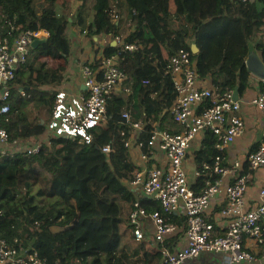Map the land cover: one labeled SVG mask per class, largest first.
<instances>
[{
  "label": "trees",
  "instance_id": "obj_1",
  "mask_svg": "<svg viewBox=\"0 0 264 264\" xmlns=\"http://www.w3.org/2000/svg\"><path fill=\"white\" fill-rule=\"evenodd\" d=\"M56 1L0 0L1 34L8 31L9 24L18 30L49 33L11 83L8 120L1 123L10 139L45 135L54 95L37 88L61 81L64 68L51 66L68 56L71 40L66 30L75 22L89 36L103 34L112 40L123 34L124 17L129 23L124 40L141 49L128 53L111 42L104 46V56L118 55V67L131 91L125 101L108 100L109 120L91 130L90 143L48 137L36 154L0 155V238L35 251L46 264H158L159 252L145 241L136 242L128 225L135 196L124 180L131 178L135 166L124 147L129 129L120 123L121 111L131 105L132 121L142 117L145 124L138 142L143 143L154 129L156 116L172 118L169 109L175 94L165 69L180 50L190 53L201 79L208 78L218 91L236 88L241 94L248 84L245 59L252 43L264 64V42L259 38L264 0H76L81 4L71 21L54 9ZM88 1L91 15L87 22L81 11ZM113 13L118 19L115 22ZM191 40L197 53L188 46ZM15 85L23 89V97ZM259 89L264 93V80ZM35 97L37 101L47 97L48 114L43 123L27 120L24 111ZM105 145L112 148L108 156L101 152ZM216 154L214 138L206 132L195 152L200 173L192 185L195 191L206 179L202 164L211 162ZM142 205L148 211L160 209L145 200ZM175 218L169 221L181 225ZM54 226L62 230L54 232Z\"/></svg>",
  "mask_w": 264,
  "mask_h": 264
},
{
  "label": "built area",
  "instance_id": "obj_2",
  "mask_svg": "<svg viewBox=\"0 0 264 264\" xmlns=\"http://www.w3.org/2000/svg\"><path fill=\"white\" fill-rule=\"evenodd\" d=\"M112 18L117 20V15L113 13ZM259 36L264 42V25L260 27ZM41 37L48 39L49 33L45 30H18L13 24H9L5 34L0 33L1 156L36 154L48 137L70 139L78 144L90 143L91 130L109 120L108 100L126 80V75L118 67L117 54L109 57L102 55L96 64H82L80 73L86 92L80 100L68 104L64 91L55 93L45 135L32 145L21 139H10L1 123L8 120L11 83L27 62L32 42ZM124 39L116 35L111 43L128 53L141 49L139 44ZM165 70L171 78L175 94L169 111L180 127L179 131L154 128L145 143L138 142V134L143 128L139 123L132 122L128 111L120 115V123L129 129V133L138 131L135 140L128 136L124 147L128 149L136 145L139 149H146L139 154L144 165L125 182L135 196L128 216L133 239L136 242L152 240L160 254L159 264H186L202 254L223 256L227 264H264L246 246V240H252L264 250V178L253 203L246 196L248 175L235 173L230 183L223 184L221 181L228 173L224 152L245 128L239 114L241 102L233 99L231 90L221 92L214 86H202L186 50L172 55ZM125 92L130 90L127 88ZM250 104L264 112V93L252 98ZM206 132L212 134L218 154L211 162L202 164V176L206 179L203 186L195 191L188 180L185 162L192 141ZM155 150L164 156L162 165L150 164L155 158ZM101 152L108 156L112 148L110 145L102 146ZM247 162L250 171L264 170V142L248 155ZM199 176L196 170L195 177ZM220 194H223L224 204L215 211L211 204ZM144 200L158 204L160 209L148 211L142 205ZM173 216L181 225L169 221ZM179 232H182L181 244L169 247L166 244L168 237ZM0 264L46 263L35 251L19 244L9 245L0 238Z\"/></svg>",
  "mask_w": 264,
  "mask_h": 264
},
{
  "label": "crops",
  "instance_id": "obj_3",
  "mask_svg": "<svg viewBox=\"0 0 264 264\" xmlns=\"http://www.w3.org/2000/svg\"><path fill=\"white\" fill-rule=\"evenodd\" d=\"M90 15L91 14H89L88 18L90 17ZM70 17L71 16L68 17L69 21H71ZM88 18L86 19V21L88 20ZM66 32L71 40L70 52L66 57L65 61L64 60L57 61L55 66L50 64L52 65L51 66L52 68H64L63 71L61 72V81L59 83L49 82L48 84L41 85L40 87L37 88V90L39 92H46L47 95H54L59 91H64L67 96V103L72 104L74 101H79L81 96L84 95L86 92L85 87L82 83V78L80 73L81 65L87 62L95 64V62L103 55V48L106 45V43L111 42L112 40L108 36H105L103 34L100 36L97 35L89 36L87 32L83 33L85 32V30H83L77 24L68 27ZM40 39H42V37ZM251 46H254L253 43L251 44ZM36 48L30 49L27 63L29 61L31 62V60L33 59L32 52ZM257 53L259 55L258 51ZM48 77L49 76H47V78ZM260 81L263 80H260L259 78L249 73L248 84L246 89L241 94L237 92V96H238L237 99L238 101L241 102V108L239 114L244 120L245 128L242 134L239 137H237L233 142V144H231V146H229L227 150L224 152L225 166H227L228 173L221 178L223 184H228L233 180L235 173H242L248 175L249 185L246 192V196L250 203H253L254 200L256 199L258 190L264 178V170L260 169L256 171H250L247 162L248 155L253 151H255L258 148V146L264 142V112L258 110L257 108L253 107L250 104L251 99L257 96L259 93H261L259 89ZM200 84L204 87L213 86L208 78L205 79L200 78ZM15 87H16V91L18 90L20 96L23 97L24 96L23 89H19L17 85H15ZM127 88L130 90L129 86H127V84L124 82L123 86L116 88L115 92L113 93L110 99L113 98V99H119L125 101L127 96L130 95V92L129 93L125 92V89ZM46 98L47 97H44L43 101H37L38 98L35 97L32 99L30 103L27 104V106L24 108L27 120L32 122L35 119H40L41 123H43V119H46L45 116L48 114V111L46 110L48 107L44 105L45 102H47ZM123 111H128L131 117V113H130L131 105H129V107L127 106V108H123L121 112ZM163 116H164L163 114L156 116V119L152 122L153 128L160 131H169V132L179 131L180 127L173 121L171 117L164 118ZM47 122L48 121H46V124ZM132 122L139 123L141 125V128H144L145 122L142 120V117H140V120L132 121ZM137 132L138 131H133V130L130 131L129 136L132 140L136 139ZM139 135L140 134H138L137 141ZM204 137H205L204 133L198 135L197 138L194 141H192L187 154V159L185 162V170L191 185H195L197 179L195 177V171L197 170L195 163V152L201 148L202 140L204 139ZM37 139L39 138L32 137L29 139H21V140L25 141L29 145H32L37 143L38 141ZM144 151H146L145 148L139 149L136 145H132L130 148L127 149L129 160L132 163V165L135 166V170L139 169L141 165H144L143 161H141L139 157V154ZM163 161H164L163 154L158 150H155V158L150 162V164L162 165ZM126 181L127 180H124V184ZM53 201L54 200H47V202L49 203H52ZM223 204H224L223 194H220L217 196V198L213 200L211 206L215 211H217L221 206H223ZM175 220L179 221L178 219ZM51 230L54 232H58L62 230V228L54 226L51 228ZM181 240H182V232H179L176 235L168 237L166 244L169 247H173L175 244H181ZM144 243L148 244V246L151 249L156 250L152 240H147ZM246 246L248 247L249 251L254 252L257 255V257L261 258L264 261L263 248L261 250V248H259L252 240H246ZM159 263L160 260L158 261V264ZM186 264H227V262L223 258V256L220 255L211 256L207 254H202L196 260L187 262ZM241 264H245V263H241Z\"/></svg>",
  "mask_w": 264,
  "mask_h": 264
},
{
  "label": "water",
  "instance_id": "obj_4",
  "mask_svg": "<svg viewBox=\"0 0 264 264\" xmlns=\"http://www.w3.org/2000/svg\"><path fill=\"white\" fill-rule=\"evenodd\" d=\"M46 42V39H36L32 42L31 48H36L38 45H41ZM114 45V42L111 43ZM188 46L191 49L192 53H197L198 48L195 44L194 40L188 42ZM245 67L249 73L254 75L255 77L259 78L260 80H264V64L260 59L256 49L254 46H250L248 49V53L245 59ZM233 99L237 100V89H233Z\"/></svg>",
  "mask_w": 264,
  "mask_h": 264
},
{
  "label": "rangeland",
  "instance_id": "obj_5",
  "mask_svg": "<svg viewBox=\"0 0 264 264\" xmlns=\"http://www.w3.org/2000/svg\"><path fill=\"white\" fill-rule=\"evenodd\" d=\"M55 4L56 5L54 6V9L58 13L60 12L62 15L67 16V17H69V16L73 17L74 16L73 18H75L76 13H77V9L80 8L81 2L76 1V0H57ZM89 7H90V3L88 1L86 3V5L84 6V9L81 11L83 18L85 20L88 18L89 14L91 13ZM122 20H123V24H122L123 34H121V36H122V38H124L129 34V32H128L129 23L127 21H125L124 17H122ZM113 21L115 22L116 18H115V20L113 19ZM87 22H88V20H87ZM74 24L76 25V22ZM85 33H86V31H85Z\"/></svg>",
  "mask_w": 264,
  "mask_h": 264
}]
</instances>
